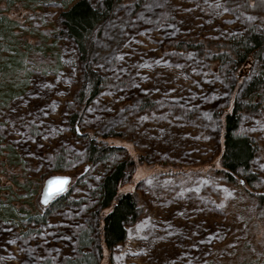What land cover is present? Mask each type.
I'll return each instance as SVG.
<instances>
[{
	"label": "rangeland",
	"instance_id": "1",
	"mask_svg": "<svg viewBox=\"0 0 264 264\" xmlns=\"http://www.w3.org/2000/svg\"><path fill=\"white\" fill-rule=\"evenodd\" d=\"M73 1L0 0V20L14 34L9 44L0 34V58L16 44L37 63L28 67L35 73L23 94L0 96V139L23 160L13 169L0 156V193L29 203L38 197L30 180L43 187L48 176L69 174L68 198L80 200L54 206L46 224L12 215L7 206L0 264H63L79 252L77 234L110 163L84 175L77 170L85 167L89 139L107 129L122 133L105 141L135 160L119 191L136 192L141 208L114 246L113 264H264V108L246 112L241 125L258 144L251 169L259 177L229 182L221 169L222 123L238 88L209 52L214 41L242 36L253 24L264 28V15L238 0H122L90 62L106 85L81 109L77 134L70 117L79 108L84 65L60 21ZM199 41L207 44L189 45ZM111 255L104 247L101 264Z\"/></svg>",
	"mask_w": 264,
	"mask_h": 264
},
{
	"label": "trees",
	"instance_id": "2",
	"mask_svg": "<svg viewBox=\"0 0 264 264\" xmlns=\"http://www.w3.org/2000/svg\"><path fill=\"white\" fill-rule=\"evenodd\" d=\"M237 2L251 13L264 15V0ZM121 4L122 0H74L60 14L63 33L76 45L84 65L83 84L77 90L79 108L70 117L77 134L80 133L81 109L92 102L106 85V75L91 67L90 62L96 53L97 41L103 29L113 21ZM4 20H0V34L9 44V38L14 34L9 21ZM206 44L199 41L189 45L198 49ZM213 45L209 51L212 59L220 64L221 70L225 68L226 75L229 74L236 80L238 88L232 108L223 116L224 149L221 155V169L224 178L229 182L239 179L252 184L259 177L251 169L258 144L252 136L241 130V125L246 112L264 108V28L253 24L242 36L214 41ZM30 65L34 67L37 63L27 62L26 53L16 44L12 46L9 54L0 58L1 97L5 96L10 100L24 93L35 73L28 68ZM19 84H25L24 88ZM107 131L95 134L89 139L85 149V167L82 171L77 170V174L84 175L90 167L100 161L110 163L95 188V208L87 217L86 226H82L77 234L79 252L75 256L67 257L63 264H101L104 247L111 255L114 246L126 239V225L136 221L141 212L136 192L119 191L122 183L132 176L135 160L119 154L125 152L124 146L105 141L109 137H120L122 132L113 134L109 129ZM0 156L3 158V166L15 169L23 164L18 151L1 139ZM2 174L4 176L7 172L2 169ZM5 176L10 178L9 175ZM30 184L31 193L38 197L29 203L15 204L11 202V198L6 201L0 193L1 217H5L4 210L8 206L12 215L36 224H46L54 206L76 205L80 201L68 198L69 193L65 191L44 205L39 198L42 192L40 180H30ZM1 185L0 179V192L3 190ZM109 264H113L112 255L109 257Z\"/></svg>",
	"mask_w": 264,
	"mask_h": 264
},
{
	"label": "water",
	"instance_id": "3",
	"mask_svg": "<svg viewBox=\"0 0 264 264\" xmlns=\"http://www.w3.org/2000/svg\"><path fill=\"white\" fill-rule=\"evenodd\" d=\"M64 180H67V183L64 185V187H65L66 190H67L68 187H69V185H70V183H71V181H72V176H71V175H69V174H52V175L48 176V177L45 179V181H44V185H43V187H42L41 197H40V201H41L42 204H44V203H43V196H44V194H45L46 192L49 191V188H50V184H49V182H50V181L53 182L52 185H51V187H58V186H59V182L64 181ZM66 190H65V191H66ZM65 191H64V192H65ZM64 192H62V193H64ZM62 193H60V194H62ZM60 194H58V195H60ZM58 195H53V196L51 197L50 201H51L53 198H55L56 196H58ZM44 205H46V204H44Z\"/></svg>",
	"mask_w": 264,
	"mask_h": 264
},
{
	"label": "snow or ice",
	"instance_id": "4",
	"mask_svg": "<svg viewBox=\"0 0 264 264\" xmlns=\"http://www.w3.org/2000/svg\"><path fill=\"white\" fill-rule=\"evenodd\" d=\"M126 7V6H125ZM148 7H151L150 5ZM122 58V57H121ZM53 182H49L50 184V188L49 191L46 192L43 196V203L44 204H49L50 203V199L53 195H58L62 192H64L66 190V188L64 187V185L67 183V180L61 181L59 182V186L58 187H51ZM14 241H10V243H12Z\"/></svg>",
	"mask_w": 264,
	"mask_h": 264
}]
</instances>
